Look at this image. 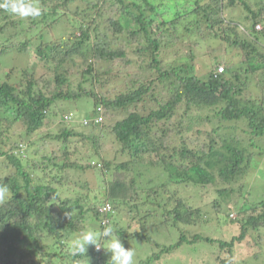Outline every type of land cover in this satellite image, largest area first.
<instances>
[{"label":"trees","instance_id":"trees-1","mask_svg":"<svg viewBox=\"0 0 264 264\" xmlns=\"http://www.w3.org/2000/svg\"><path fill=\"white\" fill-rule=\"evenodd\" d=\"M170 1L181 2L170 10L174 14L155 21L153 12L160 15L158 7ZM36 2L42 15L35 19H20L0 10V181L9 185L12 194V199L0 204V264H106L94 247L88 249L87 258L68 254L70 236L85 231L88 214L99 222L100 230L113 226L122 242L140 238L156 246L146 264L184 243L198 242L216 243L228 257L218 255L215 264H230L235 245L251 232L262 241L264 197L238 202L233 195L243 198L244 180L255 156L249 148H258L256 154L264 155L255 141L264 137V0H191V9L184 5L189 0ZM237 7L245 11V29L223 15L224 9ZM62 19L67 21L62 26L66 33L60 38L51 36ZM124 20L133 27H127ZM205 30L209 37L234 48L240 60L214 62L204 79L194 75L190 63L174 66L160 58L161 50L178 41L182 32L197 36ZM192 44L199 43L193 40ZM221 64L223 70L218 71ZM121 76L128 79L124 90L112 95L104 89L105 83ZM165 80L168 84L162 95L155 89ZM254 89L258 94L253 95ZM84 96L93 101L95 115L77 123L82 125L79 128L68 110L57 105ZM113 112L126 114L109 125L106 117ZM49 119H58L60 124L52 127ZM210 120L213 127L208 126ZM227 121L244 122L249 145L238 135L216 134ZM17 122L22 126L16 131ZM87 127L88 131L99 129L97 138L109 130L119 152L129 158L117 162L96 150L90 155L99 161L83 165L68 158L56 162L57 154L44 153L50 140L68 149V142L85 136ZM10 129L15 137L8 134ZM32 145H37L32 152L41 153L40 158L30 159L26 154ZM142 165L165 178L137 180V168ZM67 168H99L105 190L101 199L96 196L98 201L91 202L78 192L75 198L61 197L57 176ZM207 186L219 195L212 205L218 219L229 216L221 211V202L236 213L229 221L237 225L239 234L229 240L203 230L210 218L194 192ZM105 203L111 209L101 210ZM119 204L129 205L126 213L136 211V216L117 227L112 213ZM158 211L162 219L158 222L179 232L169 245L143 233L149 223L157 221ZM193 218L201 221L195 232L188 230Z\"/></svg>","mask_w":264,"mask_h":264},{"label":"rangeland","instance_id":"rangeland-1","mask_svg":"<svg viewBox=\"0 0 264 264\" xmlns=\"http://www.w3.org/2000/svg\"><path fill=\"white\" fill-rule=\"evenodd\" d=\"M159 1L160 0H158V2ZM252 1L254 2V0ZM127 2L128 0H126V3ZM180 2L181 1L174 3L173 1H170V2H166V4H162L161 6H159L158 8L160 10V15H156V13L153 12L154 17L156 19L155 21L158 22L161 18H163L162 15L166 17L165 15L170 16V14H174L170 10H172V8L174 9ZM166 5L171 8H166L165 7ZM184 5L188 6V8L190 9L193 8L194 6L191 0H189V3ZM148 13L152 14V12H148ZM244 14L245 11L240 7L227 8L224 9L223 11V15L226 17L227 20L237 22L238 25L243 29H245V25L247 22L243 19ZM124 22L127 25V27L129 28L133 27L132 22L125 20ZM60 23L61 24L58 23L50 32L51 36L60 38L63 34L66 33V31L63 29L62 26H65L67 24V21H65V19H62ZM259 24L261 25V27H263V23L262 24L259 23ZM239 31H241V29H239ZM243 32L245 31L243 30ZM202 36L205 37L202 38ZM193 40L198 41L199 44L198 45L192 44ZM190 51H192L193 57L190 55ZM237 53L238 52H236L234 48H232L231 46L230 47L227 46L225 42L220 38L209 37L207 30H205L203 34H198L197 36L194 35L192 36V33L190 32H186V33L182 32L181 34H179V40L172 43L167 48H163L159 56L160 58L164 59L167 62L171 61L174 66H181L182 64L190 63L192 64L194 75L206 79L208 75V71L210 70V67L213 65L214 62L219 61L220 59L223 58L233 62L238 61L240 60L241 57ZM34 59L36 60V58ZM241 65L243 64L240 63V66ZM220 66L224 67L223 64H221ZM133 67H135V64L132 65L130 68ZM145 69L147 70V72H150L153 76L155 77L157 76L156 75L157 73L154 69L150 70L146 66ZM254 78H255L254 75L250 76L251 80H253ZM260 78L263 79L262 76H260ZM127 80L128 79L122 76L118 79H111L110 81L107 82V84L106 83L104 84L105 86L104 89L110 90L113 95L115 93H118L120 90L125 89L126 87L125 81ZM167 84L168 81L165 80L164 82H162V84H158L155 90L159 94L164 95L166 94V92H163L162 90L165 88ZM252 84L253 83H251V85ZM256 94L258 93L254 89L253 95ZM147 104L152 105V103L148 101ZM93 106H94L93 101L87 96L68 102L59 101L57 105L59 109H67L68 116H70L69 118L75 120L76 124L84 122L83 121L84 119H90L95 115L93 114L94 113ZM204 111L202 112L206 113V111L205 112ZM125 114L126 113L113 112L106 117L107 123L109 125H113L117 119L121 118ZM49 120H50V125L52 127L58 126L60 124L58 119L55 121H51V119ZM213 124L214 123L212 120L208 122L209 127H213ZM225 124L227 126L226 127L221 126V129H219L216 134L221 136L238 135L240 139L243 140L244 144L246 145L250 144V134L243 131V129L246 127L243 121H227ZM21 126H22L21 123L17 122V124H15L13 128H15L17 131V128ZM77 126L79 128L82 127V125H78V124ZM88 129L89 127H87L85 131V136L72 138L68 142V149L66 147L63 149L60 144L61 143L60 141L50 140L48 142V145L45 147L44 153L52 152L53 154H57V159L55 158L56 162H61L62 159L68 158L83 165H86L89 162L97 163L99 161L98 159H96V156L90 155L91 153L96 152V150L100 152L101 156H104L105 158L117 162L129 158L127 153L119 152V144L117 143V140L115 139L114 135H112L109 130L102 131L101 138L100 136L97 138L98 136L97 133L99 129L94 127H91L89 131ZM8 134L12 137L16 136V134L12 133V129L8 131ZM36 139L38 143L42 142L38 136H36ZM255 141L260 145L261 151H263L264 137L260 139L256 137ZM34 148H37V145H32L28 147V150L26 151V154L29 156L30 159L41 157L40 156L41 153L32 152ZM249 149L251 151L252 150L255 151L254 161L252 167L250 168L247 174L248 176L247 179L244 180L245 191L243 198H239L238 196L233 195L234 198L239 199L238 202L242 201L244 198L248 199V201L254 202L264 197V175H263L264 155L256 154L258 152L257 151L258 148H254V149L249 148ZM0 162H2V160H0ZM137 170H139L140 172V176L137 175V180L141 179L144 183H146L149 178H153V177L155 179L160 178L158 176L157 170L150 169V166L148 165L138 166ZM261 170L263 171V173ZM99 173H100L99 168H67L66 170L62 171V173H59V175L57 176L61 180V185L60 188L58 189L59 195H61V197L70 196L72 198H75L76 192H78L81 194L82 197L87 196L88 200H90L91 202L93 201L97 202L98 200L95 197L98 196V199H101V195L105 191L102 189L101 186L103 185L104 180ZM111 173L113 178V174H115L114 169L110 170L109 174ZM164 178L165 177L163 176L162 178H160V180ZM77 187L80 188L77 189ZM130 192H133V190H131ZM194 193L198 197L197 199L198 204L202 205L203 211L206 212V214L210 218V220L207 222L208 225H206V229L203 228L205 233L226 240H229L232 237V235L236 236L239 234L237 225L230 223L229 221V218L231 219L235 218L236 213L232 208H229L228 205L224 202H221L222 203L221 211L229 212L228 214L229 216L227 217V219L226 217L225 219H220V218L218 219L216 215L217 213L215 212L212 205H213V200L215 198L219 199V195L215 191V188L213 186H207L205 189H202L201 192H194ZM185 194L188 195L189 193L187 192ZM58 201L59 200H55L54 203L57 204ZM128 206L129 205L119 204L116 207H113L114 212L113 211H112L113 213L111 212L113 216L112 221L114 220V222H116L115 225L117 227H120L122 225H127V223L130 220H132L133 215L136 216V211H133L131 214L126 213V211L129 208ZM142 208H145V206H142ZM55 209L57 210L58 207L55 206ZM143 211L144 210L140 211L141 214L143 213ZM88 215L89 216L85 219L86 221H84L85 231H89V230L99 231L100 230L99 222L95 219V217L92 214H88ZM155 217H157L156 218L157 221L153 223H149L143 233L145 234L147 233L149 236H151L154 240H156L160 244L169 245L173 243L177 239L179 234L177 229L175 227L165 226L164 223L158 222V221H162L159 211L155 214ZM193 222L194 223L192 225H188L189 226L188 230L191 232H195L197 230V227L201 221H197V219L193 218ZM259 233L264 237L263 229L260 230ZM77 235L78 232L72 233L70 236V242ZM257 238H258L257 233L251 232L246 237V240H244L240 244H236L234 249V256L230 264H264V239L262 241H259ZM122 243L126 248H132L135 250L136 264L139 263L146 264L144 263V261L150 255H152L154 251H157L156 246L140 238L127 239ZM219 249L220 248L216 243L210 244L207 242H198L191 245L184 243L183 245H181V247H179L176 250H173L169 253H163L158 261H154L149 264H215L217 263L216 257L218 255L222 257H228L227 253L220 252ZM255 251H258V255L256 257L254 256ZM99 254L108 262H110V255H111L110 253H107L104 249H102V251H100ZM84 262L85 261L81 262V264H84ZM108 262L106 264H109Z\"/></svg>","mask_w":264,"mask_h":264},{"label":"clouds","instance_id":"clouds-1","mask_svg":"<svg viewBox=\"0 0 264 264\" xmlns=\"http://www.w3.org/2000/svg\"><path fill=\"white\" fill-rule=\"evenodd\" d=\"M0 10L20 19L39 18L42 15V8L36 0H0ZM257 28L260 25H256ZM12 199L11 189L6 182L0 181V204ZM89 247L96 251L104 249L110 253V264H136L135 250L126 248L113 226L103 227L101 230H81L71 241L68 247V254L76 257H85Z\"/></svg>","mask_w":264,"mask_h":264},{"label":"built area","instance_id":"built-area-1","mask_svg":"<svg viewBox=\"0 0 264 264\" xmlns=\"http://www.w3.org/2000/svg\"><path fill=\"white\" fill-rule=\"evenodd\" d=\"M223 70V67L222 66H220L219 68H218V71H222ZM101 210H109V209H111V204H109V203H105L104 205H102V207L100 208Z\"/></svg>","mask_w":264,"mask_h":264},{"label":"bare ground","instance_id":"bare-ground-1","mask_svg":"<svg viewBox=\"0 0 264 264\" xmlns=\"http://www.w3.org/2000/svg\"><path fill=\"white\" fill-rule=\"evenodd\" d=\"M219 68V67H218ZM97 110H100V108H97ZM96 120H100V117H98Z\"/></svg>","mask_w":264,"mask_h":264}]
</instances>
